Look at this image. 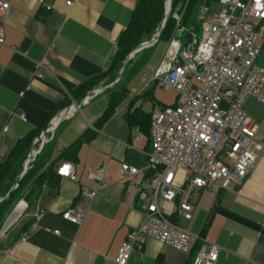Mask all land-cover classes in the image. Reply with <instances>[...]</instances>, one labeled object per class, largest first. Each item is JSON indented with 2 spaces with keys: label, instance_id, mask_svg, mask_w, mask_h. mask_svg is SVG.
<instances>
[{
  "label": "crops",
  "instance_id": "obj_1",
  "mask_svg": "<svg viewBox=\"0 0 264 264\" xmlns=\"http://www.w3.org/2000/svg\"><path fill=\"white\" fill-rule=\"evenodd\" d=\"M5 1L10 2V8L1 19L4 38L0 42V165L20 139L38 130L42 133L57 113L71 103L81 102L74 95L76 88L102 74L108 75L98 86L112 83L108 84L109 67L118 39L130 25L138 2L73 0L68 5V0ZM175 17L179 20L176 14ZM175 32L174 38L179 34L177 28ZM43 61L46 66L40 65ZM257 62L264 68V46ZM149 70L151 76L143 72L145 86L131 97L128 84L132 78L124 80L122 75L124 98L103 124H99V119L112 94L120 91L116 86L121 79L102 92L109 93L110 98L96 116H88L85 107L101 93L59 124L48 140L55 142L48 164L57 171L71 161L75 178L57 175L40 188L31 203L21 199L14 205L10 214L18 205H23V209L3 237L7 252L0 254V264H118L116 258L123 242L143 219L141 210L130 207L125 200L126 182L121 167L127 163L145 169L148 165L150 131L141 129L140 136L133 137L138 125L134 126L128 114L136 108L143 115L148 114L138 101L155 98L160 85L152 80L157 70L148 67ZM242 109L260 126L259 133L264 136V105L248 97ZM90 118L95 119L93 127ZM87 131L89 134L83 137ZM81 137L74 157L61 156ZM40 146L36 144V148ZM105 163L104 182L99 183L93 175ZM96 188L99 193L93 200L83 198L84 190ZM192 199L193 218L183 219L184 225L178 221L182 228L201 237L191 252L148 238L132 250L127 264H192L203 241L220 246V264H264V154L241 184H232L216 196L209 191H196ZM74 204L86 211L80 226L62 217V212ZM161 207L168 204L161 203ZM37 209L43 214L39 220L35 217ZM23 226L26 228L21 230Z\"/></svg>",
  "mask_w": 264,
  "mask_h": 264
},
{
  "label": "built area",
  "instance_id": "obj_2",
  "mask_svg": "<svg viewBox=\"0 0 264 264\" xmlns=\"http://www.w3.org/2000/svg\"><path fill=\"white\" fill-rule=\"evenodd\" d=\"M218 2L222 8L206 15L200 37L186 27L179 29L152 76L165 89L176 90L179 100L151 111L147 167L127 163L121 167L125 200L141 210L143 219L123 242L118 264H127L132 250L148 238L191 252L201 237L182 228L178 221L193 218L194 193L202 190L216 196L232 184H241L264 154L260 126L242 110L248 97L264 105V68L257 62L264 46V0ZM9 8L10 2L0 0V42L4 38L1 19ZM188 33L191 37L186 41ZM21 118L26 119L24 114ZM94 122L90 118L92 127ZM56 127L52 125L49 131L54 134ZM141 129L136 126L132 136L138 138ZM106 170L105 163L93 178L103 183ZM57 173L74 179V164L65 162ZM98 193L99 188L86 189L82 196L93 200ZM161 203L168 207L162 208ZM42 215L37 209L36 220ZM85 215L78 204L62 212L65 220L78 226ZM6 252L4 249L0 254ZM219 256V245L203 241L192 264H220Z\"/></svg>",
  "mask_w": 264,
  "mask_h": 264
},
{
  "label": "trees",
  "instance_id": "obj_3",
  "mask_svg": "<svg viewBox=\"0 0 264 264\" xmlns=\"http://www.w3.org/2000/svg\"><path fill=\"white\" fill-rule=\"evenodd\" d=\"M166 2L167 0H138L130 25L121 33L118 39V48L109 67L111 79L108 84L115 80L126 56L136 46L145 41H149L159 31L165 16ZM198 2L199 0H175L174 8L167 21L161 38L171 37L174 35L176 28H178L177 26L186 27L188 20L191 18H193L194 25L191 30L197 33L199 30L197 23L198 17H196V11L199 9ZM205 3L208 5L209 0H206ZM176 11L178 13L179 20L174 15ZM150 48L138 52L135 57L130 60L123 74L124 80L132 78L142 70L143 64L146 62V51ZM130 65L131 67H129ZM107 75L108 74H102L97 76L76 88L74 95L77 100L82 101L87 96L88 92L98 86L102 79ZM123 78L116 86V88L120 91H116L112 94L109 106L100 117L99 124H103L107 121L123 100L126 90V86L123 84ZM128 116L130 117V120L135 123L134 126L141 125L142 129L147 128L151 133V113L143 115L140 110L136 108L129 112ZM46 128L47 126L45 129ZM40 133L41 131L38 130L36 132L29 133L23 139H20L15 148L6 157L5 161L1 163L0 196L7 194L16 184L18 176L23 170V165L31 152L33 140L39 136ZM88 134L89 131H87L83 137ZM83 137L77 139L65 148L61 156H65L66 158L74 157L79 149ZM54 145L55 142H53V140L46 143L37 158L30 164L27 172L20 181L18 188L9 198L0 202V231L14 205L19 200L25 199L27 202L31 203V198L39 192L40 188H42L44 184L56 179L58 174L55 167H53L52 164H48L51 159L52 148H54ZM24 228L26 227L23 226L21 230H24ZM2 241L3 239L0 240V249L6 248Z\"/></svg>",
  "mask_w": 264,
  "mask_h": 264
},
{
  "label": "rangeland",
  "instance_id": "obj_4",
  "mask_svg": "<svg viewBox=\"0 0 264 264\" xmlns=\"http://www.w3.org/2000/svg\"><path fill=\"white\" fill-rule=\"evenodd\" d=\"M206 10L202 11L200 16L197 18L198 23V36L200 37L201 34V27L203 24V21L206 17V15H210L212 12L216 10H220L222 6L217 0H209L208 5L205 6ZM206 13V14H204ZM177 15V11L174 13V15ZM178 31L180 28H183L184 26H177ZM193 18L189 19L187 22L186 28L188 30L193 29ZM176 34V32H175ZM174 34V35H175ZM174 35L171 37L161 38L155 45L151 46L149 50L146 51V62L143 64L142 70L137 73L132 79L130 80L128 84V94L129 96H134L136 92L141 91V89L145 86V82L147 81L143 77V72H146L147 75L151 76L152 71H147L148 67H151L153 71L158 70L161 62L166 57V54L169 50V47L171 45V42L174 38ZM155 98L147 97L145 99H139L138 103L141 105L142 110L146 113H150L152 109L159 107L160 105L166 104L171 105L175 104L179 100L178 92L174 89H165L161 84L156 87L155 90ZM110 98L109 93H101L97 97H95L91 104L87 105L85 107V111L87 112L88 116H96L97 112L102 109V107H106L108 105ZM159 101V103H157ZM243 110V109H242ZM81 114V113H80ZM78 115L81 116L82 115ZM83 118V117H82ZM23 209V205H20L14 213L12 214L10 220L11 222L16 221V219L20 216V213ZM182 224L184 225V220L181 219ZM183 220V221H182Z\"/></svg>",
  "mask_w": 264,
  "mask_h": 264
},
{
  "label": "water",
  "instance_id": "obj_5",
  "mask_svg": "<svg viewBox=\"0 0 264 264\" xmlns=\"http://www.w3.org/2000/svg\"><path fill=\"white\" fill-rule=\"evenodd\" d=\"M206 0H199L198 2V5L199 7L203 6L204 3H205ZM174 4H175V0H167L166 2V9H165V16L163 18V21H162V24H161V27L159 29V31L155 34L154 37H152L149 41H145L141 44H139L138 46H136L127 56L126 58L124 59L122 65H121V68L120 70L118 71V74L115 78V80L109 84V85H106V86H97V87H94L92 90H90L88 92V95L85 99H83L79 104H75V103H71L70 105H68L67 107H65L63 110H61L59 113H57L53 119L50 121L48 127L41 133V135L37 136L34 141H33V144H32V149H31V152L28 156V158L26 159L24 165H23V170L22 172L20 173V175L18 176V179H17V182L16 184L10 189V191L3 195V196H0V202L9 198L11 196V194L18 188L19 184H20V181L22 180L23 176L25 175V173L27 172L30 164L32 161H34L38 154L40 153L41 151V148H43L45 146V144L47 143V133L49 132V129H50V126L53 124V121L56 120L58 121V125L68 116L71 115V113H73L74 111L76 110H79L81 109L84 104L88 101L91 100L92 97L112 88L115 86V84L121 79L128 63L130 62V60L132 58L135 57V55L142 51L143 49H146V48H149L151 46H153L154 44H156L160 38H161V35L164 31V28L167 24V21L171 15V12L174 8ZM199 11L200 9H198L196 11V17L198 16L199 14ZM186 41H189L190 40V37H191V34H186ZM87 99V100H86ZM38 142H42V145L40 146V148H36V144ZM23 204H25V202H21ZM19 206V205H18ZM18 206L16 207V209L18 208ZM15 209V210H16ZM14 210V211H15ZM14 211L8 216V218L6 219L2 229H1V232L0 234H6L7 231L12 227V225L15 223V221L11 222L10 218L12 216V214L14 213Z\"/></svg>",
  "mask_w": 264,
  "mask_h": 264
}]
</instances>
